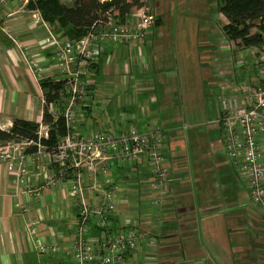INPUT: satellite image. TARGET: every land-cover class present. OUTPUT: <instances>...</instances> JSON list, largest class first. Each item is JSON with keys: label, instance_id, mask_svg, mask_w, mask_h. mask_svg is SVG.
Here are the masks:
<instances>
[{"label": "crops", "instance_id": "0c3cea01", "mask_svg": "<svg viewBox=\"0 0 264 264\" xmlns=\"http://www.w3.org/2000/svg\"><path fill=\"white\" fill-rule=\"evenodd\" d=\"M75 1L60 3L71 6ZM146 4L161 23L156 3L146 0ZM33 10L24 0H12L2 9L0 129L5 131L11 129L15 119L39 124L45 108L43 90L15 42L35 54L44 71L43 79L62 77L55 67L53 47L47 42L48 31L32 24ZM216 18L219 25L209 21L207 35L197 46L200 72L196 98L190 104L203 106L205 122L217 117V97H229L240 82H257V48H237L222 31L227 20L220 9ZM48 27L55 32L60 29ZM164 70L146 39L118 50L107 47L89 70L81 131L118 133L122 126L119 118L132 114L133 124L139 129L153 123L167 135L164 155L171 175L163 192L151 187L153 178L145 166L130 170L112 166L121 189L111 229L134 222L138 233L154 239L152 245L141 240L140 248L126 256L134 264H241V255L255 234L254 208L221 152L220 129L210 127L205 147L201 140L200 149L191 151L189 138L184 139L179 123L167 113L171 98L157 89L156 81L165 80ZM229 80L230 85L225 86ZM101 103L103 112L99 114ZM58 106L60 102L52 104L50 113ZM28 154L31 157L25 183L0 162V264H69L65 250L73 242L78 207L62 186L47 183L53 173L54 179L59 174L46 151ZM71 174L68 171L66 178ZM100 236L102 232L93 228L92 238L98 240ZM38 241L43 247L56 245L60 252L41 253Z\"/></svg>", "mask_w": 264, "mask_h": 264}, {"label": "built area", "instance_id": "2783aa9c", "mask_svg": "<svg viewBox=\"0 0 264 264\" xmlns=\"http://www.w3.org/2000/svg\"><path fill=\"white\" fill-rule=\"evenodd\" d=\"M11 1L0 0V20L3 7ZM33 1L24 0L27 4ZM134 10L123 22L108 15L79 39L67 37L61 29L51 31L38 9L32 13V24L48 31L47 42L54 50L55 67L62 77L67 76L60 106L52 112L54 119L63 118L66 134L54 149L47 150L42 141L49 139L50 126L41 121L36 140L0 145V162L8 171L15 172L21 183L29 175L27 150L30 147H36V155L46 151L57 166L59 177L54 179L53 173L47 183L62 186L78 207L73 242L65 250L70 257L69 264H134L126 256L140 248L141 240L154 244L153 238L136 231L134 222L122 229H111V216L117 213L116 196L121 189L112 166L129 170L145 166L153 178L151 187L163 192L171 175L164 155L166 133L153 123L139 129L133 124L132 114L119 118L122 126L118 133L80 129L85 119L83 102L89 91L90 66L107 47L118 50L142 43L146 33L156 26L157 18L150 14L148 6ZM15 43L42 90L40 81L44 71L35 54ZM255 55L257 82L253 85L240 82L229 97H217V117L206 125L220 129L221 152L238 176L241 188L247 192L251 207L264 216V45L257 48ZM230 82H225V86ZM102 106L101 103L97 108L99 114L103 112ZM70 170L72 174L66 178ZM87 182L90 185L86 186ZM93 228L102 232L98 240L92 238ZM37 246L41 253L60 252L56 245L43 247L38 241Z\"/></svg>", "mask_w": 264, "mask_h": 264}, {"label": "rangeland", "instance_id": "374dc122", "mask_svg": "<svg viewBox=\"0 0 264 264\" xmlns=\"http://www.w3.org/2000/svg\"><path fill=\"white\" fill-rule=\"evenodd\" d=\"M149 1L156 3L161 19L160 25L145 36L157 64L165 69L162 75L165 80L156 81L157 89L171 98L167 113L179 123V131L183 132L185 140L189 138L194 152L200 149L201 140L205 147L204 141L211 134L203 106H190L196 98V77L200 72L196 51L199 41L207 35L209 21H214L211 25H219L216 17L223 0ZM253 219V242L241 255V264H264V216L254 208Z\"/></svg>", "mask_w": 264, "mask_h": 264}, {"label": "trees", "instance_id": "16d2710c", "mask_svg": "<svg viewBox=\"0 0 264 264\" xmlns=\"http://www.w3.org/2000/svg\"><path fill=\"white\" fill-rule=\"evenodd\" d=\"M29 8L38 9L52 28L59 27L71 39L83 37L94 25L106 20L108 15L123 22L132 10L143 7L142 0H76L65 6L60 0H35ZM221 14L227 23L222 27L224 35L237 48H259L264 45V0H223ZM160 20H156V26ZM254 30V31H253ZM94 64L90 66V69ZM67 84L65 78L42 79L45 108L42 121L50 126L49 139L42 141L47 150L54 149L65 136L62 117L54 119L50 106L60 102ZM38 124L15 119L9 131L0 129V145L12 141L36 140ZM36 147L27 151L34 152Z\"/></svg>", "mask_w": 264, "mask_h": 264}, {"label": "water", "instance_id": "95a60500", "mask_svg": "<svg viewBox=\"0 0 264 264\" xmlns=\"http://www.w3.org/2000/svg\"><path fill=\"white\" fill-rule=\"evenodd\" d=\"M61 78H67V76H65V77H61Z\"/></svg>", "mask_w": 264, "mask_h": 264}]
</instances>
